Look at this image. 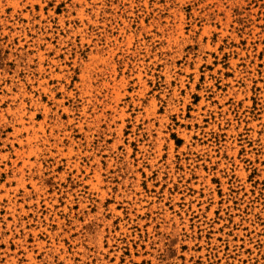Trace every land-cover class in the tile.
<instances>
[{"label": "rangeland", "instance_id": "rangeland-1", "mask_svg": "<svg viewBox=\"0 0 264 264\" xmlns=\"http://www.w3.org/2000/svg\"><path fill=\"white\" fill-rule=\"evenodd\" d=\"M0 264H264V0H0Z\"/></svg>", "mask_w": 264, "mask_h": 264}]
</instances>
